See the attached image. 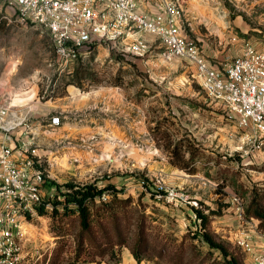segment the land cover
<instances>
[{
    "label": "rangeland",
    "instance_id": "obj_1",
    "mask_svg": "<svg viewBox=\"0 0 264 264\" xmlns=\"http://www.w3.org/2000/svg\"><path fill=\"white\" fill-rule=\"evenodd\" d=\"M192 3L204 14L214 11L215 21L226 11L227 20L242 15L248 30L234 23L230 27L242 41H251L253 33L263 38L264 0ZM183 18V35L203 52L205 41L214 49L215 45L224 49L225 42L218 35H208L205 24L193 27ZM12 19L0 22L2 101L33 117L37 153L42 155L51 181L46 184V197L56 193L53 181L96 183L99 187L114 183L120 198L130 197L118 212L122 229L129 232V246L136 244L135 222L142 214L153 245L149 252L141 246V256L158 264H173L172 256L182 241L186 244L184 263L226 264L219 250L195 236L200 233V222L192 206L206 213L220 210L211 216L208 229L240 254L242 264H252L247 248L259 249L264 240L260 233L264 232L258 227L259 220L244 211L253 185L264 182V130L240 126L226 108L208 96L195 77L193 63L178 56L166 60L157 44L140 55L128 49L133 37L123 44L114 41L116 45L96 40L81 57L65 62L48 32L26 17L14 14ZM147 39L154 40L153 36ZM229 45L225 58L204 54L213 64L224 66L235 56ZM70 79L76 83L69 85L78 89L74 95L67 90ZM55 115L61 120L50 125ZM168 133L171 139L187 137L199 148L196 173L171 163L172 152L165 146ZM171 190L176 196L168 195ZM106 198L112 199V192H106ZM102 201L97 197L93 207ZM58 207L55 212L52 203L45 213L22 224L24 250L36 259L32 258L33 264H82L81 259L94 258L96 255H78L79 217ZM129 217L131 227L126 224ZM116 222L107 218L94 223L93 229L100 233L103 224L113 232ZM93 234V230L85 232V242H91ZM247 236L249 245L243 244ZM105 257L107 261L119 258Z\"/></svg>",
    "mask_w": 264,
    "mask_h": 264
},
{
    "label": "built area",
    "instance_id": "obj_2",
    "mask_svg": "<svg viewBox=\"0 0 264 264\" xmlns=\"http://www.w3.org/2000/svg\"><path fill=\"white\" fill-rule=\"evenodd\" d=\"M187 0H166L157 13L142 11L138 0H0V22L13 15L30 19L48 32L57 55L74 61L101 41H126L135 54L150 51L154 44L170 60L182 57L195 65V77L208 96L226 108L240 126L264 130V50L251 41L219 67L200 46L183 35ZM184 12V13H183ZM144 32L155 37L133 35ZM0 90V264H33L24 250L23 222L52 208L46 197L49 177L37 153L33 117L2 101ZM61 118L52 117L50 125ZM168 195L176 196L173 191ZM106 199V195L104 196ZM264 239V233H260ZM260 236V237H261ZM246 237L243 244L249 243ZM252 264H264V240L259 249L247 248Z\"/></svg>",
    "mask_w": 264,
    "mask_h": 264
},
{
    "label": "trees",
    "instance_id": "obj_3",
    "mask_svg": "<svg viewBox=\"0 0 264 264\" xmlns=\"http://www.w3.org/2000/svg\"><path fill=\"white\" fill-rule=\"evenodd\" d=\"M92 48V47H91ZM71 83H76L75 80L70 79L66 82V85ZM160 126V125H159ZM172 136L170 133L166 135V139H169L165 146L170 148L171 163L180 168H184L190 173H196L198 171L197 167V154L199 152L198 147H194L191 139L187 137H182L179 140L171 139ZM50 179L47 178V182ZM52 185L56 187V193L49 200L53 203V210L58 212V205H61L65 208V214L70 215L75 213L80 220L81 226V236L79 240V251L78 255L85 253L86 255L95 256L94 258H89L82 260V264H85L89 261L97 260L98 257H103L106 254H109L111 257H118L117 254L120 253L122 247L127 246L130 248L137 260L141 261L143 257L141 246H143L145 252H149L152 248L151 241L148 237L146 231V218L141 214L136 220L137 225V240L135 245L129 246V232L122 229V225L119 219V211H122L120 207L121 203L128 202L130 197L127 199H122L119 197V189L114 183H108L103 187H99L96 183H84L79 184L74 181H67L64 183L52 182ZM161 192L166 193L162 188ZM106 192H112L113 198L108 200L104 198ZM97 197H100L103 201L97 206L93 207ZM192 209L196 213V217L200 222L199 232L195 233V236L198 237L201 241L208 244L211 249L219 250L225 258L226 264H242L240 259V254L236 253L234 249H230L227 244L218 241L213 233L208 229V224L210 218L214 214H219L220 210L211 209L210 213H206L204 210H201L199 207L193 205ZM45 210L41 211V214L45 213ZM245 215L248 217H255L259 220L258 227L264 232V182L262 184H254L250 190V200L245 206ZM107 218L117 219L113 232H110L109 228L100 224V233L94 231V223L103 221ZM127 223L130 227L133 222L129 217ZM95 233L91 236V242H85V232L92 231ZM181 248L177 249L172 256L173 264H186L184 263L185 258V242H181ZM118 246L119 249L116 250L115 247ZM195 246V245H194ZM195 248V247H192ZM154 249V248H153ZM166 248L163 247L159 251V256L164 255L163 250Z\"/></svg>",
    "mask_w": 264,
    "mask_h": 264
},
{
    "label": "crops",
    "instance_id": "obj_4",
    "mask_svg": "<svg viewBox=\"0 0 264 264\" xmlns=\"http://www.w3.org/2000/svg\"><path fill=\"white\" fill-rule=\"evenodd\" d=\"M165 1L166 0H138V4H139V8L142 11L157 13L161 10V7L165 4ZM192 2L193 0H187V3L185 4V8H184L185 13L183 12L184 16L187 17V20L191 21L190 24L193 26V24H197V23L201 24L202 22V24H205L207 26L208 35L211 36L215 35V37L218 35L220 37V42H225L224 49L220 50L219 49L220 47H217V45H215L216 48L214 49V47L210 42L206 43L205 41L204 52L207 54L210 53L213 56L215 55L218 58H225V55H223L225 51V47L230 44L229 45L230 52L235 55L239 54L243 49V42H244L242 41L243 37H240V39H238L237 34L234 33L232 29H230V27L232 26V23H234L240 26L243 29V31H247L249 27L247 26V23L245 22V19L242 17V15H237L235 16L234 19L227 20L228 16H226L227 15L226 14L227 11H226L223 16H220L218 21H215L214 11H211V13H209L208 15L204 14L201 12V9L195 7V5ZM201 5H204V3H201ZM140 33L141 32H137L133 36L138 37L143 34ZM142 36L148 38V36L152 37L153 35L144 34ZM153 39H155L154 36ZM249 39L257 46V48L264 50V44H263L264 34L262 38L261 36H259V34L253 33L252 37H250ZM151 41L154 42V40ZM112 43L116 45V42H112ZM118 43L123 44L124 42L120 41ZM205 46L207 47V49L205 48ZM219 67L222 66L219 65ZM67 90L69 91V93L74 95L77 93L78 89L74 85H69L67 87ZM117 256L119 257L117 260L107 261V257H105L104 259L98 257L97 260L89 261L85 264H158L155 261H150L145 259H142L141 261L137 260L134 254L132 253V251L130 250V248L127 246H124L121 252L117 254Z\"/></svg>",
    "mask_w": 264,
    "mask_h": 264
}]
</instances>
